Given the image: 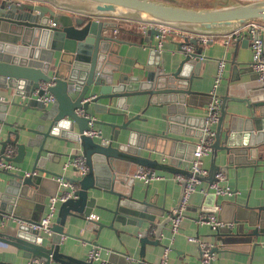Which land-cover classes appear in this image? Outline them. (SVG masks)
<instances>
[{
  "label": "water",
  "instance_id": "water-1",
  "mask_svg": "<svg viewBox=\"0 0 264 264\" xmlns=\"http://www.w3.org/2000/svg\"><path fill=\"white\" fill-rule=\"evenodd\" d=\"M62 10L83 11L89 17ZM92 12L116 13L134 19L205 30L220 26L234 27L249 19L264 21V0H233L211 7L184 6L168 0H0V87H12L15 92L26 93L32 102L45 104L37 96L47 92L56 97L49 108L43 107L44 111L38 117L37 124L26 128L34 132L33 135L30 134L23 140L20 128L26 126L15 125L13 129H6L5 137L0 138V152L8 144L15 145L16 152L10 156L14 161H23L34 152L31 170H36V173L25 175L9 172L10 182L20 189L26 185H37L45 173H51L55 177L61 176L60 172L52 171L46 166L47 160L53 159L52 154L56 152L49 146L50 143L61 139L70 138L79 142L89 167L80 177H69L77 187L70 196L59 203L49 243L38 241L40 230L30 224L37 222L38 217L32 213L29 217H22L27 211L26 205L22 203H19V212L15 214V200L5 196L0 190V242L21 248L23 256L38 257L47 264H52V260L69 264H100L60 249L63 236L72 235L65 229L68 214L84 218L86 227L92 224L99 230L105 225L114 228L113 222L107 224L91 217L97 197L96 194H90V190L103 189L116 195L115 206L110 207L113 212L112 221L119 219L139 227L145 225L139 234L141 255L146 241L160 242L163 229L171 219V215H168L157 220L159 211L150 210L149 207H159L150 200L134 195L132 191L139 165H161L156 158L143 154L142 148L145 145L134 140L138 134L150 133L149 130L133 124L135 119L145 118L137 113L125 117L122 122L113 123L118 129L129 130L128 139L117 145L112 140L105 143L84 133V130L95 127L94 123L97 121V118H91V103L97 105L99 98L103 97L112 99L115 96L126 100L128 96L146 93L149 95V102L165 106L163 117L167 120L166 132L177 126L186 132L190 125L194 124L187 108L193 105L191 97L196 93L192 88L193 74L190 66L202 56V45L198 44L197 39H190L197 47L185 52L175 70H166L162 63L161 66L148 71L142 80L135 78L134 82H128L120 76L118 81H114L113 71L117 67L112 63V58L118 53L116 45L124 40L105 32L110 22L93 18ZM155 32V28L150 29L151 36ZM249 38L246 36L244 39L249 42ZM262 38L264 40V32ZM44 82L47 83L46 87L42 86ZM96 86H99L98 92L95 90ZM262 86L264 92V85ZM263 92V96L251 95L249 90L245 96L232 97L246 101L248 111L244 112L243 116L233 114L227 127H224L223 122L228 113L227 100L230 96L222 97L218 124L212 141V162L208 173L202 178L208 179L209 182L217 179L216 172L221 167L216 162L219 150L227 154L224 168L231 166L232 157L236 155L239 157L248 153L252 158L264 159ZM12 103L15 101L0 96V127L2 124L12 125L4 118L5 111ZM78 108H82L84 113H78ZM125 108L128 106L125 105ZM204 125L205 116L203 122L196 125L201 137L204 135ZM111 139L117 137L111 136ZM75 155L77 154L74 153L71 157ZM191 158L192 155L190 160ZM187 159L183 161L184 168L173 165L174 170L184 172L186 177L191 174ZM241 163L243 162L236 165ZM183 182L185 183V178ZM16 193H19V190ZM258 208L261 210L264 206ZM14 216L23 221L13 222ZM226 227L217 230L218 238L223 242L225 232L233 233L232 227ZM258 232L259 229L255 227L249 235ZM149 233H153L155 238H148ZM81 239L91 242L96 248L102 245L96 239ZM218 248L215 245L213 250ZM108 259L113 262V258ZM143 263L144 258L140 256L137 264ZM0 264L12 263L0 258ZM119 264H134V258L129 257Z\"/></svg>",
  "mask_w": 264,
  "mask_h": 264
},
{
  "label": "crops",
  "instance_id": "crops-1",
  "mask_svg": "<svg viewBox=\"0 0 264 264\" xmlns=\"http://www.w3.org/2000/svg\"><path fill=\"white\" fill-rule=\"evenodd\" d=\"M168 1L191 7H211L230 3L233 0ZM77 4L91 6L86 3ZM62 11L89 17L83 11ZM92 13L93 18L110 22L105 32L124 40L116 45L118 56L114 55L112 58V63L117 67L113 71L114 81H118L120 76L128 82H134L135 78L142 80L148 71L154 70L162 63H164L166 70H175L185 56V52L180 46L182 39L179 37L168 38L163 42L162 47L158 49L156 47V34L154 33L151 36L150 29L144 31L138 27V21L141 19L129 18L116 13ZM229 29H231V26L215 27L212 30L216 35L212 40L207 42L197 40L198 44L202 45V56L190 66V68L192 67L191 74H193L192 88L196 93H193L191 97L193 105L187 108L188 113L192 115L194 124L190 125V129L186 132H183L180 126L170 128L166 132L167 120L163 117L165 106L149 102V95L146 93L128 96L126 100L115 96L112 99L103 97L99 98V104H90L89 110L97 118L94 123L95 127L101 129L103 136L117 137V139H112V142L116 145L128 139L129 130L126 128L118 129L113 123L122 122L125 117L137 113L145 118L135 119L133 124L149 130L150 133L138 134L134 140L145 145L142 148L143 154L156 158L161 163V165L155 167L144 165V167L155 169L161 177L146 182L136 176L132 184V191L134 195L150 200L155 206L159 207H149L150 210L159 211L157 220L169 215L182 194L183 179L179 180L175 176L181 174L185 177V173L174 170L173 165L183 167V161L188 158V169L190 167V156L195 146L192 144H196L201 138L196 125L203 122L219 59L225 58L226 63L224 75L217 91L222 97L225 95L230 96L227 100L228 113L223 122L224 127L229 125L233 114L243 116L248 111L246 101L232 97L245 96L249 90L252 92L251 95L257 94L260 96L261 94L263 96V84L258 80L257 74L251 66L252 49L250 43L244 39L245 37L226 42L224 33ZM195 36L193 34L192 38H196ZM196 47L197 45L194 44V48ZM98 87L96 86V92H98ZM0 96L15 101V103L9 104L8 109L5 111L4 118L12 125H1L0 138L2 139L6 135V129H13L15 125L26 126L20 128L23 140L30 134L33 135L34 132L26 128L35 126L39 120L38 117L44 111L43 107L49 108L53 103V101H48L45 104L32 102L26 93L15 92L12 87H0ZM125 105L128 108H125ZM217 124L218 120L213 124L215 129ZM93 137L101 140V136ZM9 145L15 147L14 144H8L7 146ZM49 146L55 149L56 152L52 154L53 159L47 160L46 166L52 171L60 172L68 180L69 177H80L78 170L72 164L64 167V163L72 154L82 153L81 144L67 138L66 140L61 139L51 142ZM35 149L33 151H36ZM43 153L46 152L43 151ZM14 162L19 166V169L0 170V190L4 192L5 196L12 197L15 200L16 204L13 208L15 214L19 212V203H22L27 207V211L22 217H29L32 213L40 219L47 211L49 196L60 190L58 179L51 173H45L37 185H26V187L19 189V186L10 182L11 175L9 172L24 173L26 170H31L34 163V152L32 155L26 156L23 161ZM211 162L212 151L203 156V164L208 170ZM216 162L220 164V168L225 172V177L220 180V183L230 186L233 192L230 194L215 193L210 190L205 193L200 189L192 192L179 231L172 235L169 222L163 229L160 242H145L142 255L139 234L145 228V225L139 227L137 224L122 222L119 219L112 221L113 212L111 208L115 206L116 195L103 189L90 190V194H96L97 197L91 214L97 215L98 218L91 217L107 224L113 222L114 228L105 225L99 230V228L93 227L92 224L86 227L84 218L68 214L65 229L71 232L72 235L63 236L60 249L65 253L87 258L89 250L94 245L81 239V237H84L92 240L96 239L102 244L98 247L100 255L103 259L109 261L108 264H113V262L123 263L129 257L134 258V264H137L140 256L144 258L143 264H157L162 257L164 247L170 245L167 264H203L201 263L199 242L188 238L189 235H197L200 239L219 247L215 250V258L211 264H264V208L261 210L258 208L264 206V159L252 158L248 153L239 157L236 155L232 157L231 166L224 168L227 162V154L219 150ZM238 162L243 163L238 166L236 165ZM139 166L142 167V165ZM208 183V179L202 178L201 185H207ZM74 185L77 187V184L74 183ZM70 187L71 185L66 188ZM18 190L19 193H16ZM201 212H215L220 219L229 222L233 233L225 232V241L223 242L218 238L217 231L213 230L209 224L200 223L197 220ZM56 216L57 212L54 221ZM19 219L21 218L15 216L12 218L13 222L23 221V219ZM255 227L259 229L258 234L250 233L252 235H249V232H252ZM148 238L154 239L155 235L149 233ZM50 241L51 236L45 234L41 242L49 243ZM0 258L12 264H27L29 259L23 256L21 248L5 242H0ZM108 258H113V262ZM52 264L69 263L52 260Z\"/></svg>",
  "mask_w": 264,
  "mask_h": 264
},
{
  "label": "built area",
  "instance_id": "built-area-1",
  "mask_svg": "<svg viewBox=\"0 0 264 264\" xmlns=\"http://www.w3.org/2000/svg\"><path fill=\"white\" fill-rule=\"evenodd\" d=\"M52 23H55L52 21ZM138 27L144 31L155 28L157 45L156 47L160 49L163 45V42L171 37H179L182 39L181 49L184 52H189L194 49V44L190 41L193 34L196 35V39L201 42H207L212 40L216 33L212 29H205L194 31L188 28L150 21V20H139ZM264 32V21L261 19H249L245 22H241L234 27H231L227 32L224 33L225 41L230 42L234 40H239L242 37L249 36V43L252 49V60L251 66L257 74L258 80L264 85V40L262 38V33ZM225 58H220L218 61V66L214 75V82L212 88L209 92V100L206 105L205 112V125H204V135L196 142L195 148L192 152V158L190 160V171L191 174L187 177L177 174L175 177L179 180L185 178V183L183 186L182 194L178 200L177 205L170 211L171 215L169 228L172 235L176 234L182 223V219L185 215V209L188 205V201L192 192L197 189H200L203 192H208L213 190L215 193H232L233 189L228 185H222L220 180L225 177V172L220 168L216 172L217 179L209 182L207 185H201L202 176L208 173V168L203 164V156L212 151V141L215 133V128L213 124L218 120L220 109L222 105V96L218 93L217 87L224 75L225 69ZM43 87L47 86V83H42ZM91 97V96H90ZM88 97V98H90ZM37 98L45 103L48 101H55L56 97L53 93L49 92L48 94L39 95ZM77 112L82 114L84 113L82 108H78ZM91 118H95L91 115ZM101 129L96 127H91L84 130V133L91 136H101V140L105 143H109L112 139L109 136H103L101 134ZM206 135V137H205ZM15 153V147L9 145L0 152V170H16L19 169V166L10 158ZM72 164L79 172V175H83L88 171V164L86 162V157L83 153L77 154L73 157H70L65 161L64 167ZM36 173V170H26L23 174L30 175ZM135 176L142 178L146 182H149L151 179L161 177L160 174L156 172L155 169L150 167H140L136 172ZM60 190L51 194L47 203L46 213L37 221L30 223L33 228L40 230V234L37 236L38 241H42L43 236L46 234L51 236L53 229L52 224L54 222L55 214L58 210V205L62 200H65L70 196L75 188L73 182L64 178L62 175L57 177ZM71 185V189L65 190L67 186ZM96 218L98 216L92 215ZM200 223H207L213 230H218L222 227L229 226V222L224 221L218 217L215 212H201L197 219ZM190 240H196L199 242L201 247V263L211 264L215 258V246L213 243L202 240L197 235H189ZM170 245L164 247L162 257L160 258L157 264H167ZM88 259L94 260L100 264H108V260L103 259L100 255L99 248L92 247L88 252ZM27 264H47L42 259L38 257H30ZM51 264V263H50Z\"/></svg>",
  "mask_w": 264,
  "mask_h": 264
}]
</instances>
